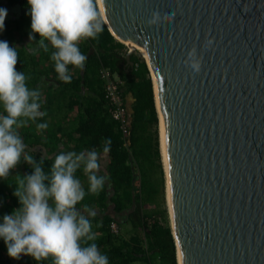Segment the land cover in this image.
I'll list each match as a JSON object with an SVG mask.
<instances>
[{
  "label": "water",
  "instance_id": "obj_1",
  "mask_svg": "<svg viewBox=\"0 0 264 264\" xmlns=\"http://www.w3.org/2000/svg\"><path fill=\"white\" fill-rule=\"evenodd\" d=\"M99 3L111 32L148 55L182 264H264V0ZM156 4L176 15L151 21Z\"/></svg>",
  "mask_w": 264,
  "mask_h": 264
},
{
  "label": "clouds",
  "instance_id": "obj_2",
  "mask_svg": "<svg viewBox=\"0 0 264 264\" xmlns=\"http://www.w3.org/2000/svg\"><path fill=\"white\" fill-rule=\"evenodd\" d=\"M31 17L30 41L38 33V46L49 51L57 78L70 83L69 65L83 69L87 57L79 43L86 38L97 39L104 31V19L96 0H27ZM176 15L175 9L159 4L152 8L151 21L164 20ZM7 9L0 7V32L4 30ZM47 41V42H46ZM209 45L212 41L207 42ZM18 53L6 40H0V179L23 158L32 166L30 174H17L13 195L19 207L0 217V239L7 254L20 259L30 255L35 261L53 258V264H107L110 252L102 247L91 226L96 216L92 207L77 205L86 190L78 171L86 177L87 193L98 194L105 187L106 177L101 173V161L111 150L112 139L105 137L101 149L66 151L55 154L50 171L46 174L42 164L28 154L19 133L21 127L34 123L37 130L48 127L38 119L46 115L41 111L39 88H29L23 71H17ZM185 63L194 72L201 69V57L196 48L188 52ZM47 181V183H46ZM86 212L87 216L83 213Z\"/></svg>",
  "mask_w": 264,
  "mask_h": 264
},
{
  "label": "trees",
  "instance_id": "obj_3",
  "mask_svg": "<svg viewBox=\"0 0 264 264\" xmlns=\"http://www.w3.org/2000/svg\"><path fill=\"white\" fill-rule=\"evenodd\" d=\"M20 2L24 3L29 10L27 0ZM96 5L100 12L97 0ZM24 18L15 22H4L5 26L0 32V40H6L10 47L16 48L12 44L14 32L25 29L31 32V17L28 15ZM33 35L35 36L33 42L37 44L36 41H39L40 36L38 33H33ZM79 48L87 59L83 69L69 65V69L75 70L70 83L58 80L54 62L50 59L52 50L50 45L48 52L43 51L42 48L38 52L31 51L26 45L17 47L18 59L15 65L17 71H23L26 77H30L26 80L27 86L39 88L40 92L44 87V79L49 77L48 73L53 74L54 80L61 87L60 91L53 93V97L58 95L54 97L56 101L59 94L63 96L60 98L59 108L65 109L77 105L80 110L81 117L77 128L79 141L87 140L90 148L94 146L101 148L105 137L112 139L111 150L108 154L110 158L108 173L104 175L106 177L105 187L98 194L87 193L86 188V195L77 207L86 204L112 208L113 214L106 213L102 223L95 229L92 228L101 246L110 252L107 264H134L136 262L153 264L156 257L160 258V264H178L176 241L169 213L166 207L163 209L158 207L159 199L165 196V172L160 148L159 116L155 103L153 80L147 62L134 52L131 54L133 65L125 66L127 45L115 37L105 21L104 31L99 34L98 38L81 40ZM124 48H126L125 51H123ZM46 61L49 64L46 65ZM103 66L119 74L124 81V96L131 94L133 98L131 131L128 137L129 147L123 145V134L108 112L99 74ZM69 91L74 92L71 101L70 99L68 101L69 97L65 96L70 95ZM43 96L41 92L40 110L51 105ZM71 102L72 104H69ZM38 122L47 123L48 128L44 133L47 134L52 144L62 139L56 135L54 124L48 121L46 116L39 118ZM34 126L35 124L30 122L28 127H23L24 130L19 132L28 146L42 142ZM54 156L46 159L33 155L37 162L44 161L42 167L46 174L50 171ZM32 170V166L26 164V173L19 175L30 174ZM76 175L79 178L83 177L80 171ZM16 176L9 174L7 178L0 179V210L2 212L0 217L6 213L10 214L14 208L19 207L18 199L13 195ZM137 181L139 182L138 187ZM149 205H153L154 208H148ZM117 217L129 220L133 226L141 228L142 235L130 240L121 235V231L119 234L112 233L109 224L111 220H117ZM6 252L7 247L0 239V254L3 255L0 257V264H12V260L4 258ZM30 260L32 264H53L51 256L41 258L39 262L32 257ZM19 261V263L25 262V257L21 256Z\"/></svg>",
  "mask_w": 264,
  "mask_h": 264
},
{
  "label": "crops",
  "instance_id": "obj_4",
  "mask_svg": "<svg viewBox=\"0 0 264 264\" xmlns=\"http://www.w3.org/2000/svg\"><path fill=\"white\" fill-rule=\"evenodd\" d=\"M0 7L6 8L7 9V16L5 18L4 22H15L17 20H22L25 19V16H28V7L24 5V3L20 2V1H11V0H0ZM29 33L30 31H28L27 29L23 30V31H15L14 32V37L12 39V44L13 46H15L16 48L21 47L22 45H26L29 47V49L31 51H35L38 52V50L40 49L38 44H35L33 41H30L29 39ZM45 64H49L47 61L45 62ZM70 72L73 75H75V70L73 68H70ZM49 77L44 79L43 81V85L44 87L41 88V92H43L44 94V99H47L49 101V103L51 104L50 106H48L47 108H42L41 111H45L46 112V117L48 119V121L52 122L54 125V130L55 133L58 137L62 138L58 143L52 144L51 141H49V139L47 138V134H45V130H37L36 127L35 131H37L41 138H42V142H37L36 144H32V145H26V149L25 151L30 154V155H36V157H42V158H46V159H51L56 153L58 152H66V151H82V150H91L93 148H95L96 150H100L101 148L98 146H94L92 148L89 147L88 141L85 140L83 141H79L78 137L79 134L77 132V128H78V122L79 119L81 117V113L80 110L78 108L77 105H73L71 108H65V109H60V98H62L63 96L59 94V98H56V101L54 99L55 95L53 97V93H57L58 91L61 90V87L58 86V83L54 80L53 78V74L52 73H48ZM69 94H66L65 96H67L68 101L70 99H73V95L74 92L73 91H69ZM86 92V91H85ZM49 93V95H47ZM80 94H85V93H80ZM54 99V102H53ZM125 100L128 103V106L131 107L133 98L131 97V94L126 95ZM69 104H72L69 103ZM28 127V126H27ZM23 131L24 128L21 127L19 129L20 131ZM72 133V134H71ZM31 141V139H30ZM109 155L106 158H103L101 161V173L103 175L107 174V167H108V163H109ZM26 162L23 161V158L21 157V160L18 162V164L10 170L9 174L11 176L13 175H17V174H25L26 173ZM81 179L82 184L84 185L85 189L87 188V180L86 177L83 175ZM89 207H92L95 212H96V216L95 217H91V226L93 229H95V227H97L98 225H100L103 221V217L106 213H111L113 214L112 208L107 206H96V205H89ZM80 208V207H78ZM1 210H0V214H1ZM84 215L87 216V213L84 212ZM119 217H117V220L119 221L120 227L122 226V219H120ZM122 229V227H121ZM125 238H128L126 236H124ZM30 256V255H29ZM29 256L27 255L25 258V262L23 261V263H19V259H13L10 256H8L7 252L4 255L5 259H10L12 260V264H32L31 260H29ZM31 258V257H30ZM19 261V262H18ZM134 264H140L139 262H136Z\"/></svg>",
  "mask_w": 264,
  "mask_h": 264
},
{
  "label": "built area",
  "instance_id": "obj_5",
  "mask_svg": "<svg viewBox=\"0 0 264 264\" xmlns=\"http://www.w3.org/2000/svg\"><path fill=\"white\" fill-rule=\"evenodd\" d=\"M99 74L102 80L103 95L106 101L108 112L123 134V145L129 147L128 137L131 131L132 117L128 103L125 100V96L123 94L124 81L118 73L113 72L107 66L101 67ZM136 184L138 187L139 182L137 181ZM109 227L111 232L114 234H119L121 231L120 224L115 219L110 221Z\"/></svg>",
  "mask_w": 264,
  "mask_h": 264
},
{
  "label": "bare ground",
  "instance_id": "obj_6",
  "mask_svg": "<svg viewBox=\"0 0 264 264\" xmlns=\"http://www.w3.org/2000/svg\"><path fill=\"white\" fill-rule=\"evenodd\" d=\"M97 2H98V6H99V9H100V12H101V15H102L104 21L107 23V25H109L108 21L106 20V18H105V16H104V13H103V11H102V9H101V6H100V3H99V0H97ZM109 27L111 28L110 25H109ZM110 28H109V29H110ZM111 30H112V28H111ZM113 33H114V35L116 36V38H117L118 40L124 42L126 45H129V46L131 45V46H134V47H136L137 49H139V50L142 52V54L144 55L145 59L148 60V55H147L146 51H145L142 47H140V46H138V45H136V44H133V43H131V42H129V41H124V40L121 39L119 36H117L116 33H115L114 31H113ZM154 82H155V79H154ZM155 91H156V98H155V99H156L157 106H158V108H159V131H160V139H161L160 148H161V145H162V152H161V153H163V163H164L163 166H164V168H166V167H167V161H166V156H165V152H164V148H163L162 116H161V111H160L159 102H158V96H157V90H156V83H155ZM166 195H167V199H168L169 214H170L171 219L173 220V212H172V208H171L170 194H169V185H168V183H167V185H166ZM170 221H171V220H170ZM177 260H178V264H182V260H181V255H180L179 247H178V251H177Z\"/></svg>",
  "mask_w": 264,
  "mask_h": 264
},
{
  "label": "rangeland",
  "instance_id": "obj_7",
  "mask_svg": "<svg viewBox=\"0 0 264 264\" xmlns=\"http://www.w3.org/2000/svg\"><path fill=\"white\" fill-rule=\"evenodd\" d=\"M125 50H126V48L123 49V51H125ZM127 50H128V46H127ZM135 53H137L138 55H140L141 57H143L145 59L144 55L142 54V52L139 49H137L135 51ZM159 135H160V131H159ZM158 207H159V209H163L164 207H166L167 211H168V201H167V195H166V178H165V196L163 199H161V198L159 199ZM148 208H154V206L149 205ZM168 213H169V211H168ZM121 227H122L121 235L128 237L130 240H134V238L142 235V229L139 227L133 226L129 220H123ZM176 255H177V253H176ZM21 256L26 257L27 255L21 254ZM0 257H3V255L0 254ZM26 261H27V259H26ZM28 261H30V256H29ZM160 263H161L160 258L156 257V260L154 261L153 264H160Z\"/></svg>",
  "mask_w": 264,
  "mask_h": 264
}]
</instances>
